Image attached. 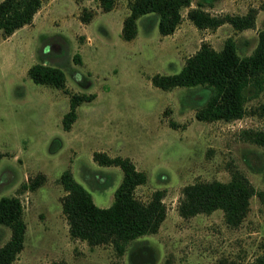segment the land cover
I'll list each match as a JSON object with an SVG mask.
<instances>
[{"label": "rangeland", "instance_id": "374dc122", "mask_svg": "<svg viewBox=\"0 0 264 264\" xmlns=\"http://www.w3.org/2000/svg\"><path fill=\"white\" fill-rule=\"evenodd\" d=\"M198 2L211 14L253 8L255 23L198 28L187 17ZM128 5L115 0L104 10L99 0H44L30 23L6 37L0 30V196L18 197L26 222L24 245L11 264H254L264 254V204L256 194L237 226L220 208L184 217L178 205L186 184L227 181L234 170L264 188V145L248 137L264 127L254 112L263 95L249 97L240 117L201 120L195 112L206 98L204 86L162 89L151 77L178 71L202 42L220 49L231 38L239 55L250 54L264 29V0H191L172 33L163 35L154 24L146 34L140 17L136 36L125 40ZM36 62L61 68L65 87L34 82L28 68ZM73 92L92 98L64 129ZM95 150L128 156L145 173L134 189L139 200L162 191L166 213L155 232L121 248L70 235L62 171L69 169L99 206L113 201L122 178L120 167L93 159ZM10 234L0 224V245Z\"/></svg>", "mask_w": 264, "mask_h": 264}, {"label": "trees", "instance_id": "16d2710c", "mask_svg": "<svg viewBox=\"0 0 264 264\" xmlns=\"http://www.w3.org/2000/svg\"><path fill=\"white\" fill-rule=\"evenodd\" d=\"M43 1L0 0L2 35L6 37L30 23ZM99 2L104 10H109L115 0ZM190 3L191 0H129V13L123 19L121 36L125 40L135 37L138 31L137 19L140 17H145L143 28L146 34L154 24L159 33L170 34L181 20V8L190 6ZM187 17L198 28L216 27L229 22L236 29H243L254 25L255 10L249 9L244 14H211L200 7L198 2L197 6L189 7ZM28 74L36 83L65 87V73L57 66L36 62L28 68ZM151 82L162 89L204 86L207 89L206 98L195 112L196 117L201 120L240 117L246 112L247 99L262 94L263 99L258 102L254 112L264 121V29L259 31L257 44L250 54L239 55L231 38H227L220 49L202 42L178 71L155 73ZM91 98L92 95L86 93L70 94L69 108L61 119L64 129H69L76 119L77 106ZM248 137L264 145V127L250 131ZM2 155L0 151V158ZM93 159L101 165L120 167L122 178L114 190L113 201L107 206H99L94 202L91 192L75 179L69 169L62 171L59 181L66 191L62 196V211L67 219L70 235L84 239L89 244L110 242L121 248L139 235L155 232L166 213L162 191L155 190L152 197L143 202L134 195V189L145 181L146 175L136 168L128 156L109 155L105 151L95 150ZM182 193L178 205L182 216L220 208L226 222L232 226H237L245 217L253 194L264 204V188L256 189L238 170H234L227 181L213 179L188 183L183 187ZM0 224L11 229L9 238L0 245V264H11L24 245L26 229L18 197L0 196ZM254 264H264V254L258 256Z\"/></svg>", "mask_w": 264, "mask_h": 264}]
</instances>
